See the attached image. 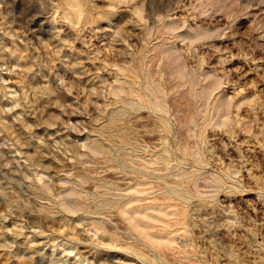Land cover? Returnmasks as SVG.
<instances>
[{
    "label": "rangeland",
    "instance_id": "obj_1",
    "mask_svg": "<svg viewBox=\"0 0 264 264\" xmlns=\"http://www.w3.org/2000/svg\"><path fill=\"white\" fill-rule=\"evenodd\" d=\"M0 264H264V0H0Z\"/></svg>",
    "mask_w": 264,
    "mask_h": 264
}]
</instances>
